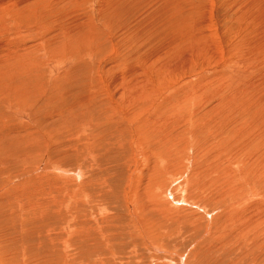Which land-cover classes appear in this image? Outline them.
<instances>
[{
    "label": "rangeland",
    "instance_id": "374dc122",
    "mask_svg": "<svg viewBox=\"0 0 264 264\" xmlns=\"http://www.w3.org/2000/svg\"><path fill=\"white\" fill-rule=\"evenodd\" d=\"M123 1L4 0L0 264H264V0Z\"/></svg>",
    "mask_w": 264,
    "mask_h": 264
},
{
    "label": "bare ground",
    "instance_id": "6f19581e",
    "mask_svg": "<svg viewBox=\"0 0 264 264\" xmlns=\"http://www.w3.org/2000/svg\"><path fill=\"white\" fill-rule=\"evenodd\" d=\"M9 2H12V0L10 1V0H8ZM26 1H28V0H26ZM119 1V0H118ZM123 0H121V2H122ZM124 2V1H123ZM150 2V1H149ZM153 2L155 3H152V5H156V6H159V2H158V0H153ZM13 4H15L14 2H12ZM108 3V2H107ZM147 4V3H146ZM150 4V3H149ZM142 6V5H141ZM16 7V6H15ZM6 8V6H5V3H4V0H0V9H5ZM16 9H17V7H16ZM4 12H7V10L5 9L4 10ZM13 14L14 15H16V14H20L18 11H15V12H13ZM259 15V14H258ZM18 17H20V16H18ZM18 17H15V18H18ZM143 17V16H142ZM125 19H126V17H124ZM151 18V17H150ZM154 18V17H153ZM91 17L90 16H88V18H87V21L88 22H90L91 23ZM258 20V19H257ZM138 21H140V20H138ZM173 23V22H172ZM97 26V25H96ZM92 28H95V26H92ZM262 28V27H261ZM97 29V28H96ZM88 30V29H87ZM9 31V30H8ZM95 31V30H94ZM185 32H187V30H185ZM28 33H30L29 31H28ZM31 34V33H30ZM130 34V33H129ZM17 36V35H16ZM15 36V37H16ZM44 36V35H43ZM130 36V35H129ZM193 36V35H192ZM40 37V36H39ZM204 37V36H203ZM203 39V38H202ZM202 39H197V41L199 40V41H201ZM248 39V38H247ZM38 40V39H37ZM258 40V39H257ZM38 41H40V40H38ZM250 41V40H249ZM260 41V40H259ZM196 41H194V43H195ZM98 43V42H97ZM248 43H250V42H248ZM254 43H255V40H254ZM99 44V43H98ZM258 45V44H257ZM257 45H254V47L255 46H257ZM248 46H249V44H248ZM251 46H252V43H251ZM259 46V45H258ZM250 49V48H249ZM249 56V55H248ZM59 62L60 61H57L55 64H50L49 66H50V69H51V71H49L51 74H53V73H55L56 71L55 70H57L58 68H61V67H63L64 65H60L59 64ZM66 64V63H65ZM242 77V76H241ZM234 80V79H233ZM236 80V79H235ZM51 82V81H50ZM238 81H235V83H237ZM235 85V84H234ZM251 94V93H250ZM241 98V97H240ZM233 104V103H232ZM246 104V103H245ZM17 114L18 115H20L21 117H23L22 116V114L20 113V112H17ZM35 129V128H34ZM259 146V145H258ZM55 168V167H54Z\"/></svg>",
    "mask_w": 264,
    "mask_h": 264
}]
</instances>
